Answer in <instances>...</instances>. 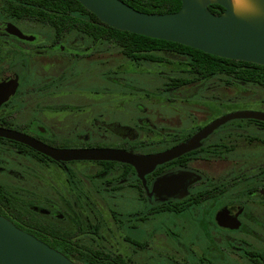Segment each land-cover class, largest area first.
Returning a JSON list of instances; mask_svg holds the SVG:
<instances>
[{"label":"flooded vegetation","instance_id":"obj_1","mask_svg":"<svg viewBox=\"0 0 264 264\" xmlns=\"http://www.w3.org/2000/svg\"><path fill=\"white\" fill-rule=\"evenodd\" d=\"M58 19L0 0V214L76 264H264V120L227 118L253 110H227L233 88L264 85L196 69L189 50L126 51L99 17Z\"/></svg>","mask_w":264,"mask_h":264},{"label":"water","instance_id":"obj_2","mask_svg":"<svg viewBox=\"0 0 264 264\" xmlns=\"http://www.w3.org/2000/svg\"><path fill=\"white\" fill-rule=\"evenodd\" d=\"M78 1L117 29L179 42L220 57L264 65V0H250L253 8L249 10L237 9L233 0H182L178 11L168 13L140 11L123 0ZM215 3L225 8L220 14L208 9ZM235 116L264 120L262 111H238L227 118ZM208 131L206 128L189 142L155 155L151 160L154 164L163 162L194 148ZM30 143L59 159H114L130 163L137 159L123 149L55 150L40 147L33 141ZM0 264L76 263L0 214Z\"/></svg>","mask_w":264,"mask_h":264},{"label":"trees","instance_id":"obj_3","mask_svg":"<svg viewBox=\"0 0 264 264\" xmlns=\"http://www.w3.org/2000/svg\"><path fill=\"white\" fill-rule=\"evenodd\" d=\"M135 9L148 13H168L178 11L182 6V0H123ZM27 15H47L59 18L56 22L58 29L73 31H93L92 22L82 19L84 16L98 17L78 0H25ZM214 13L220 14L224 7L220 4H211L208 7ZM106 33L113 34L117 37V47L126 51L156 49V48H177L192 51L194 57L201 58L196 60L194 67L204 70L205 66L211 67V62H216V69L219 72H225L226 65L233 64V72L237 78L249 82H257L264 85V65L254 62L229 59L220 57L211 53H206L200 49L179 43L158 39L133 33L130 31L120 30L106 24L104 29ZM114 34H117L114 35ZM207 57L208 60L204 58ZM118 264V263H117ZM128 264V263H124Z\"/></svg>","mask_w":264,"mask_h":264},{"label":"rangeland","instance_id":"obj_4","mask_svg":"<svg viewBox=\"0 0 264 264\" xmlns=\"http://www.w3.org/2000/svg\"><path fill=\"white\" fill-rule=\"evenodd\" d=\"M246 90L247 88L243 86L233 88V92L231 91L233 96L230 94L232 102L227 107V110L253 109L264 111V89L256 91L255 87H250L249 95H243ZM121 121H125L124 115H121Z\"/></svg>","mask_w":264,"mask_h":264},{"label":"bare ground","instance_id":"obj_5","mask_svg":"<svg viewBox=\"0 0 264 264\" xmlns=\"http://www.w3.org/2000/svg\"><path fill=\"white\" fill-rule=\"evenodd\" d=\"M234 5L239 10H249L253 8V4L250 0H233Z\"/></svg>","mask_w":264,"mask_h":264}]
</instances>
